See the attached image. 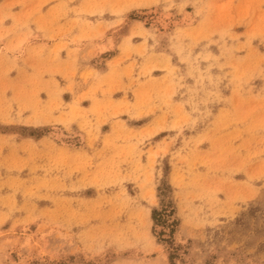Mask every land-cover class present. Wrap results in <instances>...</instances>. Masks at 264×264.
<instances>
[{
  "label": "rangeland",
  "instance_id": "374dc122",
  "mask_svg": "<svg viewBox=\"0 0 264 264\" xmlns=\"http://www.w3.org/2000/svg\"><path fill=\"white\" fill-rule=\"evenodd\" d=\"M0 264H264V0H0Z\"/></svg>",
  "mask_w": 264,
  "mask_h": 264
},
{
  "label": "bare ground",
  "instance_id": "6f19581e",
  "mask_svg": "<svg viewBox=\"0 0 264 264\" xmlns=\"http://www.w3.org/2000/svg\"><path fill=\"white\" fill-rule=\"evenodd\" d=\"M187 14V13H186ZM190 14L191 13H189V14H187V17H185V18H187L188 20H189V22H190V20H192V16H190ZM192 15V14H191ZM194 17V16H193ZM65 137V136H64Z\"/></svg>",
  "mask_w": 264,
  "mask_h": 264
},
{
  "label": "trees",
  "instance_id": "16d2710c",
  "mask_svg": "<svg viewBox=\"0 0 264 264\" xmlns=\"http://www.w3.org/2000/svg\"><path fill=\"white\" fill-rule=\"evenodd\" d=\"M157 213H158V211L156 209H154V211H153V217H154V219L156 218V214Z\"/></svg>",
  "mask_w": 264,
  "mask_h": 264
},
{
  "label": "crops",
  "instance_id": "0c3cea01",
  "mask_svg": "<svg viewBox=\"0 0 264 264\" xmlns=\"http://www.w3.org/2000/svg\"><path fill=\"white\" fill-rule=\"evenodd\" d=\"M106 51H108V50H106Z\"/></svg>",
  "mask_w": 264,
  "mask_h": 264
}]
</instances>
